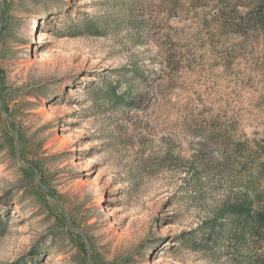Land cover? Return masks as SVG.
I'll return each instance as SVG.
<instances>
[{"label":"rangeland","instance_id":"obj_1","mask_svg":"<svg viewBox=\"0 0 264 264\" xmlns=\"http://www.w3.org/2000/svg\"><path fill=\"white\" fill-rule=\"evenodd\" d=\"M32 1L0 0V264H233L196 234L264 209L251 0Z\"/></svg>","mask_w":264,"mask_h":264},{"label":"trees","instance_id":"obj_2","mask_svg":"<svg viewBox=\"0 0 264 264\" xmlns=\"http://www.w3.org/2000/svg\"><path fill=\"white\" fill-rule=\"evenodd\" d=\"M6 6L5 14L8 16L10 4L7 3ZM232 14L235 17L232 18V26L236 33L246 36L250 33L264 35V0H251L249 5L236 4L232 9ZM125 97L128 100V96ZM0 99L1 101L4 99L1 90ZM122 100L124 99L121 98ZM16 141V139L12 138L13 145ZM22 171L28 176H33L37 173V170L31 168H25ZM39 190L42 194H45L41 188ZM51 192L56 197V194L53 191ZM255 203V200L249 196L240 198L239 200H227L221 206L217 216L203 222L197 229L199 233L196 235L202 236V242H199L200 247L204 248L226 244L229 247V252L225 257L231 263L264 264V256L256 252L259 239L264 237V209L257 211L255 209ZM59 220L66 226L63 215ZM192 235L191 237H193ZM252 243H255V248L252 247ZM80 252L78 261L81 264H90L85 243L84 247L81 246ZM255 252L256 254H254ZM235 254H237V257ZM94 263L99 264L97 262Z\"/></svg>","mask_w":264,"mask_h":264}]
</instances>
